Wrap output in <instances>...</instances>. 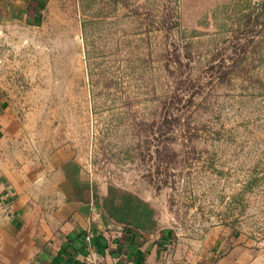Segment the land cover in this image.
<instances>
[{
  "label": "rangeland",
  "instance_id": "obj_1",
  "mask_svg": "<svg viewBox=\"0 0 264 264\" xmlns=\"http://www.w3.org/2000/svg\"><path fill=\"white\" fill-rule=\"evenodd\" d=\"M0 93L31 146L150 198L183 242H264V0H47L0 30Z\"/></svg>",
  "mask_w": 264,
  "mask_h": 264
},
{
  "label": "crops",
  "instance_id": "obj_2",
  "mask_svg": "<svg viewBox=\"0 0 264 264\" xmlns=\"http://www.w3.org/2000/svg\"><path fill=\"white\" fill-rule=\"evenodd\" d=\"M46 1L0 0V30L34 25ZM28 135L0 93V264H264L263 241L217 225L183 242L150 198L94 184L68 147Z\"/></svg>",
  "mask_w": 264,
  "mask_h": 264
},
{
  "label": "built area",
  "instance_id": "obj_3",
  "mask_svg": "<svg viewBox=\"0 0 264 264\" xmlns=\"http://www.w3.org/2000/svg\"><path fill=\"white\" fill-rule=\"evenodd\" d=\"M90 239V235L89 234H87L86 236H85V240H89Z\"/></svg>",
  "mask_w": 264,
  "mask_h": 264
}]
</instances>
